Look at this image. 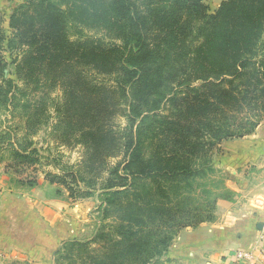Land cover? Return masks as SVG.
Listing matches in <instances>:
<instances>
[{
  "label": "trees",
  "instance_id": "16d2710c",
  "mask_svg": "<svg viewBox=\"0 0 264 264\" xmlns=\"http://www.w3.org/2000/svg\"><path fill=\"white\" fill-rule=\"evenodd\" d=\"M207 10L204 0H23L8 15L9 37L0 17V54L20 50L13 62L22 86L6 78L0 55V107L27 119L24 133L6 134L18 164L39 163L27 135L48 123V102L30 101V90L59 85L54 126L71 129L70 101L107 105L104 93L114 92L87 72L111 75L120 97L128 87L131 114L140 119L114 145L95 117L86 129L73 128L86 144L99 138L129 151L122 172L112 169L100 187L102 217L111 223L98 236L106 243L92 264H150L179 230L212 220L217 200L231 198L223 184L210 182L211 156L222 141L252 134L264 118V0H223L213 14ZM83 28L103 30L123 45H103L81 35ZM41 109L42 118L29 114ZM44 179L61 177L47 172ZM82 181L95 188L93 179Z\"/></svg>",
  "mask_w": 264,
  "mask_h": 264
},
{
  "label": "rangeland",
  "instance_id": "374dc122",
  "mask_svg": "<svg viewBox=\"0 0 264 264\" xmlns=\"http://www.w3.org/2000/svg\"><path fill=\"white\" fill-rule=\"evenodd\" d=\"M23 0H0V17L1 27L4 30L6 37L10 36L8 27V19L10 11ZM208 14H213L215 9L207 6ZM70 30V29H69ZM81 35L90 37L95 41H101L103 45L114 44L122 46L123 43L118 39L112 38L110 34L100 29L83 28L79 31ZM70 39L76 38L75 33L68 32ZM132 46H127L125 53ZM65 54V53H64ZM6 67L3 71L6 78L13 80L18 86H22V82L18 79L15 64L13 60L19 59V51L2 50L1 54ZM66 55V54H65ZM66 60L69 58L66 55ZM69 58V59H68ZM124 65L128 67L126 58ZM58 68V67H55ZM89 79L100 82L106 85L107 88L113 90V93H104L105 97H109L107 105L95 103H86L84 99L77 100L71 104L70 113L74 118L71 121V127H77L82 124L86 129V122L95 117V120L103 126V134L107 136L106 140L109 145H114V139L120 141L129 129L133 130L139 123V118L131 114L130 94L128 87L123 96L120 97V91L117 89L113 76L98 74L95 71H88ZM155 80L156 77H153ZM201 81H195L192 86H196ZM165 82H163V85ZM164 89L162 86L157 90ZM30 101L38 102L42 97L48 102L45 107L47 111L48 123L43 127L31 126L29 128L28 139L32 142L31 148L37 151V159L39 163L34 166L18 164L14 161L7 149L8 136L10 134L24 133L26 126V117L23 113L16 112L11 109L5 110L0 107V167L3 172L5 184L13 191L25 192L33 186H39L41 183L45 185L47 198L53 205L66 209L71 204L72 212L81 211L83 215L81 219H86L87 227H90V239H71L83 243L84 246L79 247L71 240L65 241L54 259V264H92V257L102 255L104 252L102 240L99 234L106 232L107 226L111 223L109 219H103L102 209L104 206V192L101 190V185L108 178L112 169L116 168L117 172H122L124 160L129 153L122 151L121 148L109 147L102 139L95 138L92 143L86 144L79 139L80 132L73 128L68 129L66 124L54 126L57 123V105L63 100V89L56 85L55 87L47 86L39 90H30ZM47 95V97H45ZM166 103L163 101L161 113L166 112ZM67 108V107H66ZM160 108V109H161ZM56 109V110H55ZM101 111L97 116H94L95 111ZM33 118L43 117V110L35 113H29ZM80 119V121H78ZM32 121V118H30ZM264 121V118L260 121ZM106 131L108 134H106ZM101 134L96 133V137ZM235 139L222 141L215 147L212 152L211 161L215 168L214 175L211 178L212 184L222 186L224 180L228 178V171L224 166L231 159L229 150L233 146L232 142ZM92 171V172H91ZM59 175L61 179H53L49 183L44 179L45 173ZM71 175V176H70ZM93 179L95 188L85 186L82 179ZM77 191H85L88 195H82ZM73 205H77L73 207ZM76 208V209H73ZM87 235V233H86ZM88 238V237H87ZM107 238V237H105ZM104 238V239H105ZM150 264H169L163 259V256Z\"/></svg>",
  "mask_w": 264,
  "mask_h": 264
},
{
  "label": "crops",
  "instance_id": "0c3cea01",
  "mask_svg": "<svg viewBox=\"0 0 264 264\" xmlns=\"http://www.w3.org/2000/svg\"><path fill=\"white\" fill-rule=\"evenodd\" d=\"M222 1L204 0L211 9ZM233 141L223 182L231 198L217 200L212 220L175 234L163 255L167 263L234 264L235 251L244 250L253 255L248 264H264V121ZM71 208L53 205L42 183L11 190L0 167V264H54L65 241L90 239L82 212Z\"/></svg>",
  "mask_w": 264,
  "mask_h": 264
},
{
  "label": "built area",
  "instance_id": "2783aa9c",
  "mask_svg": "<svg viewBox=\"0 0 264 264\" xmlns=\"http://www.w3.org/2000/svg\"><path fill=\"white\" fill-rule=\"evenodd\" d=\"M234 259L235 263L234 264H248L252 262L253 260V255L250 251H244V250H238L235 251L234 253ZM3 258V253L0 250V259Z\"/></svg>",
  "mask_w": 264,
  "mask_h": 264
}]
</instances>
